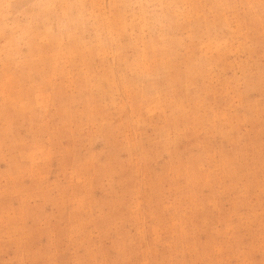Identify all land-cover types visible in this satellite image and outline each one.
Returning a JSON list of instances; mask_svg holds the SVG:
<instances>
[{
	"label": "rangeland",
	"instance_id": "rangeland-1",
	"mask_svg": "<svg viewBox=\"0 0 264 264\" xmlns=\"http://www.w3.org/2000/svg\"><path fill=\"white\" fill-rule=\"evenodd\" d=\"M0 264H264V0H0Z\"/></svg>",
	"mask_w": 264,
	"mask_h": 264
}]
</instances>
